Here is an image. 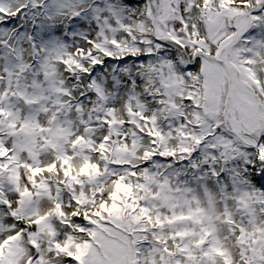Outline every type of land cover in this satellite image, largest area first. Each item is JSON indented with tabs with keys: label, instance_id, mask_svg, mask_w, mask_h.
Instances as JSON below:
<instances>
[{
	"label": "snow or ice",
	"instance_id": "snow-or-ice-1",
	"mask_svg": "<svg viewBox=\"0 0 264 264\" xmlns=\"http://www.w3.org/2000/svg\"><path fill=\"white\" fill-rule=\"evenodd\" d=\"M0 264H264V0H0Z\"/></svg>",
	"mask_w": 264,
	"mask_h": 264
}]
</instances>
